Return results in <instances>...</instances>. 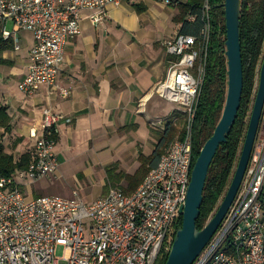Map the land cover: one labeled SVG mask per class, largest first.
I'll return each mask as SVG.
<instances>
[{
    "label": "built area",
    "instance_id": "obj_1",
    "mask_svg": "<svg viewBox=\"0 0 264 264\" xmlns=\"http://www.w3.org/2000/svg\"><path fill=\"white\" fill-rule=\"evenodd\" d=\"M130 0H0V45L21 49L19 33L32 35L29 64L19 90L33 96L42 87L63 98L58 78L65 47L82 33L85 13L93 26L111 6ZM179 6L187 0H159ZM209 0H204L202 39L177 34L164 43L168 65L154 95L185 116V134L174 142L141 185L125 194L111 189L87 204L75 197L30 199L21 188L54 175L56 134L64 116L43 111L41 134L25 170L0 180V264H156L169 252L179 228L194 167L193 126L204 84L210 41ZM189 21L194 17L188 16ZM9 24L12 29H9ZM264 109L250 162L236 198L215 236L194 264H264ZM63 249L62 256L57 250Z\"/></svg>",
    "mask_w": 264,
    "mask_h": 264
},
{
    "label": "crops",
    "instance_id": "obj_2",
    "mask_svg": "<svg viewBox=\"0 0 264 264\" xmlns=\"http://www.w3.org/2000/svg\"><path fill=\"white\" fill-rule=\"evenodd\" d=\"M178 14L176 6H165L159 0H130L111 6L97 26L85 13L81 35L65 47L58 78L60 88L70 89L67 98L46 87L33 96L19 90L33 42L18 52L4 51L0 56V105L11 118L8 140H15L8 153L18 159L34 152L32 136L41 134L43 111L49 109L69 120L58 126V170L52 177L60 173V158L75 159L92 150L98 156L114 147L117 157L104 168L103 197L111 188L125 189L123 176H133L147 158L163 149L162 134L180 115L177 106L154 95L168 65L164 43L180 33L181 25L174 21ZM3 133L1 130L0 135ZM154 165V160L148 164ZM52 177L29 185L38 192L30 199L59 196L47 195V184H40ZM121 179L120 184L113 183Z\"/></svg>",
    "mask_w": 264,
    "mask_h": 264
},
{
    "label": "trees",
    "instance_id": "obj_3",
    "mask_svg": "<svg viewBox=\"0 0 264 264\" xmlns=\"http://www.w3.org/2000/svg\"><path fill=\"white\" fill-rule=\"evenodd\" d=\"M204 0H187L184 4L177 6L179 11L175 22L181 25L180 33L202 39L204 19L202 5ZM225 0H209L212 7L210 12V41L206 61V73L202 91L200 94L196 117L193 126V151L194 164L201 149L213 135L224 110L227 85L228 67L226 58V29H225ZM136 7V5H135ZM137 12L141 9L137 7ZM188 16L194 17L189 21ZM240 35L241 53L243 61V93L238 116L227 142L222 144L209 168L206 180L203 203L200 208V217L196 225L198 230H203L209 220L215 214L222 201L234 175L239 155L246 136L251 107L254 103V92L258 68L264 56V0H241L240 2ZM12 42L0 45V56L4 51L13 50ZM7 108L0 105V131L4 137L12 131L11 118ZM180 116L177 122L167 125L165 133L162 134L163 149L158 150L155 155L147 158L140 169L133 176H123L127 187H114L125 194L134 192L143 182L147 174L159 162L161 156L175 141L182 140L185 134V120ZM56 140V137H55ZM33 152L22 154L18 159L6 151L4 142L0 141V180L11 177L17 170H25L31 160ZM155 161L154 166H148ZM121 180L113 183L120 184ZM264 210V195L262 197ZM182 226V217L178 222ZM169 252H162L156 264H166Z\"/></svg>",
    "mask_w": 264,
    "mask_h": 264
},
{
    "label": "water",
    "instance_id": "obj_4",
    "mask_svg": "<svg viewBox=\"0 0 264 264\" xmlns=\"http://www.w3.org/2000/svg\"><path fill=\"white\" fill-rule=\"evenodd\" d=\"M240 2L225 0L226 58L228 85L222 117L211 138L205 143L195 161L185 206L180 210L182 226L174 236L166 264H194L209 245L232 206L247 171L264 109V56L259 70L258 85L251 109L246 136L230 185L215 214L203 230L196 222L200 217L203 192L209 168L219 147L227 137L238 116L243 93V61L240 35Z\"/></svg>",
    "mask_w": 264,
    "mask_h": 264
},
{
    "label": "rangeland",
    "instance_id": "obj_5",
    "mask_svg": "<svg viewBox=\"0 0 264 264\" xmlns=\"http://www.w3.org/2000/svg\"><path fill=\"white\" fill-rule=\"evenodd\" d=\"M9 29H12L11 24H9ZM19 38L22 40V49L25 48V46H30L32 44V35L29 32L19 33ZM260 66L258 68V75ZM257 85L258 76L256 79V89L254 92V98L256 95ZM179 113V117L183 116V119L185 120V116L183 115V113ZM1 140L4 142L7 152H9V150L13 148V144H15V140H8L7 135L4 137L0 135V141ZM168 148H166V150ZM116 157V149L114 147H111L108 150L101 152V154H99L98 156H95L92 150L88 151L86 155L84 154L75 157V159H70L69 157H65V159L60 158V173L56 177H52L55 174L52 175V179L45 180L40 184L41 186H45V184H47V189L44 191V193H46L47 195L75 197L85 203H92L96 199L101 198L105 195L103 185L104 183H106L107 180L105 181L106 178L104 168L105 165H108L112 161V159L114 160L116 159ZM113 168L114 167H110L109 169H111L113 172ZM76 172L79 173L75 174ZM53 182L55 183V185L50 187V184H54ZM21 190L25 193V196L27 198H31V196L38 193L36 192V186L24 187L21 188ZM62 254L63 249L59 248L57 250V255L62 256Z\"/></svg>",
    "mask_w": 264,
    "mask_h": 264
}]
</instances>
